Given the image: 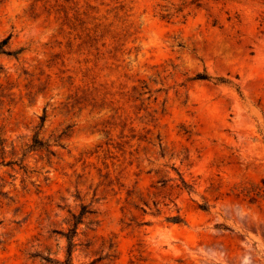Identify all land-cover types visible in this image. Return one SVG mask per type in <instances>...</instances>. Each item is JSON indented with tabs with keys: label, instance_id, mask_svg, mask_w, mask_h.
<instances>
[{
	"label": "rangeland",
	"instance_id": "obj_1",
	"mask_svg": "<svg viewBox=\"0 0 264 264\" xmlns=\"http://www.w3.org/2000/svg\"><path fill=\"white\" fill-rule=\"evenodd\" d=\"M8 35L0 264H264V0H0Z\"/></svg>",
	"mask_w": 264,
	"mask_h": 264
},
{
	"label": "trees",
	"instance_id": "obj_2",
	"mask_svg": "<svg viewBox=\"0 0 264 264\" xmlns=\"http://www.w3.org/2000/svg\"><path fill=\"white\" fill-rule=\"evenodd\" d=\"M10 38H11V35H8L6 36L5 38H3L1 41H0V54H6V55H11V51H9L7 49V46H8V43L10 41ZM199 79H208V77L202 75L200 77H197ZM172 222L174 223H181L182 221L179 219V218H175L172 220ZM76 225H77V221H74L73 223V228H71L70 230V234L68 235V238L69 240H71V238L74 236L75 234V230H76ZM71 257V253H68V261L65 263V264H71L70 261H69V258ZM45 261L51 263V260L50 259H47V258H44Z\"/></svg>",
	"mask_w": 264,
	"mask_h": 264
}]
</instances>
